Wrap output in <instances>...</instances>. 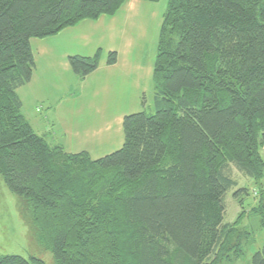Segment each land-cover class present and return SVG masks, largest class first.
<instances>
[{
    "label": "trees",
    "instance_id": "trees-1",
    "mask_svg": "<svg viewBox=\"0 0 264 264\" xmlns=\"http://www.w3.org/2000/svg\"><path fill=\"white\" fill-rule=\"evenodd\" d=\"M125 1L0 0V176L27 201L55 264H218L240 257L244 214L223 223L224 197L236 187L244 212L249 189L237 187L233 165L254 181L259 193L250 211L264 216V0H167L153 68L154 113L125 115L123 144L112 153L92 159L66 152L22 113L16 89L34 69L30 39L111 16ZM99 58L97 51L68 62L82 79ZM116 60L110 51L107 64ZM0 264L44 262L10 254L0 255ZM248 264H264V244Z\"/></svg>",
    "mask_w": 264,
    "mask_h": 264
},
{
    "label": "crops",
    "instance_id": "crops-1",
    "mask_svg": "<svg viewBox=\"0 0 264 264\" xmlns=\"http://www.w3.org/2000/svg\"><path fill=\"white\" fill-rule=\"evenodd\" d=\"M166 4L126 0L111 16L83 19L55 35L31 38L34 69L16 93L32 129L66 152L85 151L92 159L119 149L124 116L154 101L153 68ZM97 51V68L79 79L69 56ZM110 51L117 55L113 64L106 62Z\"/></svg>",
    "mask_w": 264,
    "mask_h": 264
},
{
    "label": "rangeland",
    "instance_id": "rangeland-1",
    "mask_svg": "<svg viewBox=\"0 0 264 264\" xmlns=\"http://www.w3.org/2000/svg\"><path fill=\"white\" fill-rule=\"evenodd\" d=\"M146 112L154 113V105L146 107ZM264 157V148L262 149ZM229 174L237 181V187H247L249 195L244 197V212L237 199L233 196L236 187L228 190L224 197L225 212L223 223L234 222L239 213L243 219L239 226L247 235H243L240 257L224 258L218 264H248L252 253L264 244V216L250 211L256 204L259 193L254 181L238 171L233 165L229 166ZM264 185V179L262 181ZM263 219V220H262ZM231 251L229 250L228 253ZM20 255L24 258L31 256L41 259L44 264H55L50 248L39 237L38 231L31 222L29 205L22 197L11 192L0 176V255Z\"/></svg>",
    "mask_w": 264,
    "mask_h": 264
}]
</instances>
